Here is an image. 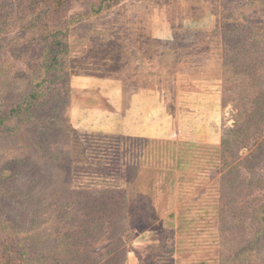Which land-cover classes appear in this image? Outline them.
I'll return each instance as SVG.
<instances>
[{
	"label": "rangeland",
	"instance_id": "rangeland-1",
	"mask_svg": "<svg viewBox=\"0 0 264 264\" xmlns=\"http://www.w3.org/2000/svg\"><path fill=\"white\" fill-rule=\"evenodd\" d=\"M26 3L0 0V256L264 264V0ZM118 84L152 132H122Z\"/></svg>",
	"mask_w": 264,
	"mask_h": 264
},
{
	"label": "trees",
	"instance_id": "trees-1",
	"mask_svg": "<svg viewBox=\"0 0 264 264\" xmlns=\"http://www.w3.org/2000/svg\"><path fill=\"white\" fill-rule=\"evenodd\" d=\"M30 3H26L25 8L29 7L30 8V13L34 12L36 10V8L40 7V5L45 4V6L48 7L49 12L51 14H54L55 16H58L61 13H64L67 10V6L69 4L70 0H27ZM101 8L103 7H99L97 8L98 11L101 10ZM239 22H244V20H241L239 18H229L227 19V34H233L235 32V30H233V27H241L239 25ZM262 24L261 22L259 23H253L251 26L248 27L249 31H254V28H258V31L262 29ZM36 26V25H34ZM256 33V32H255ZM237 34H239L236 40V43H231L233 46L230 47V49L227 50V52L224 54L227 56V54H230V60H234L235 63H241L243 64V66H247L244 67L247 70H250V62L247 63V61H245V58L241 57V55H243L244 53H248V49L246 46H240V42H242V33H239L237 31ZM226 37V36H225ZM239 40V41H238ZM258 38L254 39L252 44H256L258 42ZM56 44H53L52 48H55ZM48 50V47L45 49V51ZM56 58V57H55ZM44 64L46 66V64L48 63V61H46L45 56H43V61H41V59H38L37 61H35V63H40ZM50 63V62H49ZM49 68V67H48ZM47 68V69H48ZM37 90L33 93H31L30 98L31 97H36L37 96ZM44 93V90H43ZM31 106V103H30ZM226 144V142H224V145ZM123 257V250L118 249L117 251H115L114 253H112L104 263L102 264H121V260ZM0 264H19L14 260H10V255L8 254H2L0 256Z\"/></svg>",
	"mask_w": 264,
	"mask_h": 264
},
{
	"label": "crops",
	"instance_id": "crops-1",
	"mask_svg": "<svg viewBox=\"0 0 264 264\" xmlns=\"http://www.w3.org/2000/svg\"><path fill=\"white\" fill-rule=\"evenodd\" d=\"M166 40H170V39L168 38ZM85 86H87V85H85ZM85 86H83V88H89V86H87V87H85ZM110 88L112 90L107 89L106 91L110 90L111 94H110V96H107L109 94H106V96L109 98L108 101L110 104L113 105L115 110L120 111V113L117 111L116 115L119 114L120 116H122V122H121L122 123V132L132 134V135H143L142 133L145 132V130H147L148 132H152L153 128H151V127H153V124L152 125L149 124V119L151 118V116H149V115L146 116V112H144V108H143L144 105H142L143 102H145V100H143L145 93H142L143 95L140 94L139 92L134 94L132 96V98H134V99H132L131 102H129V104H128L129 107L125 109L124 108L125 107L124 97H122V95L120 93L119 84L114 86V87H110ZM156 108H154V109H156ZM123 110L125 111V113L123 112ZM98 111H100L102 114L104 112L106 113V111L104 109H101ZM107 112L109 113L108 110H107ZM121 112H123V114H121ZM102 114H100V115H102ZM110 116H112V115H110ZM100 124H101V122H100ZM104 126H106V125L104 124L103 127ZM107 128H108V126H107Z\"/></svg>",
	"mask_w": 264,
	"mask_h": 264
}]
</instances>
